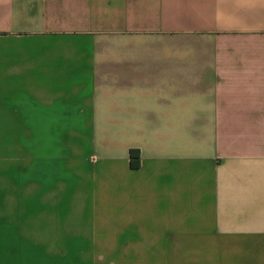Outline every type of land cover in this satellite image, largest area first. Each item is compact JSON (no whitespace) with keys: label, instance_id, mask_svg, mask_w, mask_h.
Here are the masks:
<instances>
[{"label":"crops","instance_id":"crops-1","mask_svg":"<svg viewBox=\"0 0 264 264\" xmlns=\"http://www.w3.org/2000/svg\"><path fill=\"white\" fill-rule=\"evenodd\" d=\"M0 264H264V0H0Z\"/></svg>","mask_w":264,"mask_h":264},{"label":"trees","instance_id":"trees-1","mask_svg":"<svg viewBox=\"0 0 264 264\" xmlns=\"http://www.w3.org/2000/svg\"><path fill=\"white\" fill-rule=\"evenodd\" d=\"M137 149H131L130 155H131V165L133 167H138L139 166V154H138Z\"/></svg>","mask_w":264,"mask_h":264}]
</instances>
